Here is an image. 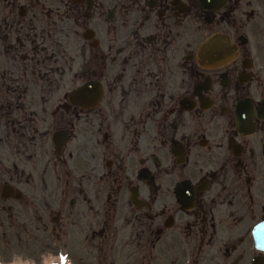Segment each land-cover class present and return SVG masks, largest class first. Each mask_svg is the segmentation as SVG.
Instances as JSON below:
<instances>
[{"label": "flooded vegetation", "instance_id": "obj_1", "mask_svg": "<svg viewBox=\"0 0 264 264\" xmlns=\"http://www.w3.org/2000/svg\"><path fill=\"white\" fill-rule=\"evenodd\" d=\"M264 264V0H0V264Z\"/></svg>", "mask_w": 264, "mask_h": 264}, {"label": "bare ground", "instance_id": "obj_2", "mask_svg": "<svg viewBox=\"0 0 264 264\" xmlns=\"http://www.w3.org/2000/svg\"><path fill=\"white\" fill-rule=\"evenodd\" d=\"M50 261H48L46 264H48Z\"/></svg>", "mask_w": 264, "mask_h": 264}, {"label": "rangeland", "instance_id": "obj_3", "mask_svg": "<svg viewBox=\"0 0 264 264\" xmlns=\"http://www.w3.org/2000/svg\"><path fill=\"white\" fill-rule=\"evenodd\" d=\"M43 264H45V262Z\"/></svg>", "mask_w": 264, "mask_h": 264}]
</instances>
